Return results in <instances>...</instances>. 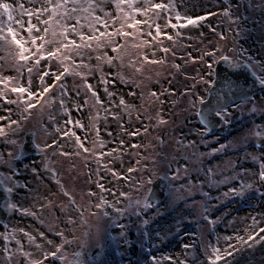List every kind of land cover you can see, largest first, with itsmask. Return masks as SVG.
Wrapping results in <instances>:
<instances>
[{
    "label": "rangeland",
    "instance_id": "374dc122",
    "mask_svg": "<svg viewBox=\"0 0 264 264\" xmlns=\"http://www.w3.org/2000/svg\"><path fill=\"white\" fill-rule=\"evenodd\" d=\"M240 4L234 12L243 17L239 36L237 26L229 24L227 18L209 15L220 13L226 7L223 0H184L179 6L182 14L194 18L207 15V19L197 27L182 29L175 45L162 36L156 41L139 36L135 40L128 38L127 42L121 40L124 46L119 53L111 47L88 50L84 56L88 67L77 69L81 75L62 77L67 91L62 97L63 105L59 91H53L51 105L45 103L48 97L45 94L34 108L25 112L24 103L18 99L20 94L11 89L28 87L31 80V90L39 92L42 85L37 72L59 73L63 67L55 60L50 65L42 60L41 66L29 74L26 67L17 71V60L7 52H0L4 57L0 60V77L13 78L0 80L3 94L0 95V117L4 118L0 119V128L4 130L0 135V153L6 160L10 159L9 153L20 157L13 162L16 169L13 179L28 185L7 193L5 200L36 213L35 216L21 215L8 210L3 202L8 216L0 222V232L14 235L15 239H0V264H36L37 261L43 264H153V257L159 264H180L181 261L209 264L208 257L215 259L213 247L221 252L226 248L233 252L217 264H264V241H249L253 245L249 247L235 239L237 236L247 239V232L264 228V197L254 191L242 197L223 195L230 188L254 182L259 162L246 157H264L261 146L264 138L255 135L261 130L257 126H264V86L250 97L224 107L230 123L220 122L207 135H202L206 126L196 114L200 104L192 108L193 97L185 94L200 76H205L204 61L217 60L221 54L235 57L241 49L245 56L240 59L247 63L245 57L251 58L256 65L251 68L253 74L264 75V69L259 67L264 64V11L261 10L264 4L261 0H240ZM105 7L116 15L111 4ZM229 28L233 31L229 32ZM166 31L173 32L171 28ZM217 33H224L225 38L220 39ZM143 40L149 43L142 44ZM161 47H169V53L165 54ZM217 49L214 56L206 55ZM105 53L107 57L119 58L109 62L104 58ZM152 60L163 62L151 63ZM76 63H80L79 58ZM44 79L47 84L53 83L51 76ZM214 79L215 75L208 85L197 83L196 91L204 101ZM258 85L261 86L259 82ZM8 100H17V103H8ZM253 107L257 109L255 113L251 111ZM137 130L138 135H131ZM29 132L34 133L37 151L21 157L24 138ZM73 132L75 136L71 135ZM77 137L88 152L80 147ZM221 144L228 147L213 154L212 150ZM33 168L38 174L32 172ZM129 168L135 170L129 172ZM209 168L213 169L211 175L207 174ZM0 172L10 174L4 165H0ZM226 177L232 179L212 186ZM157 178L166 180L167 189L161 199L150 200L156 207L130 208V203L143 201L150 195ZM149 179L152 183H148ZM121 192L127 197L120 196ZM205 192L209 195L205 196ZM101 197L108 203L97 208ZM138 210L139 216L135 214ZM253 218L257 221L255 227H252ZM143 219L150 221L147 226L142 224ZM118 225L126 226L124 236ZM20 229L35 237V241L29 242ZM260 236L264 233L256 239ZM16 239L21 241L22 249ZM37 244L41 247L37 248ZM185 244L195 247L185 249ZM4 245L8 251H2ZM60 245L58 255L64 259H44L45 253L55 252ZM229 245L235 247L229 248Z\"/></svg>",
    "mask_w": 264,
    "mask_h": 264
},
{
    "label": "snow or ice",
    "instance_id": "6c2138e0",
    "mask_svg": "<svg viewBox=\"0 0 264 264\" xmlns=\"http://www.w3.org/2000/svg\"><path fill=\"white\" fill-rule=\"evenodd\" d=\"M184 0H0V52H7L14 59L17 60L19 68H27L29 74L33 73L34 69H37L41 66V61H47L48 64H51L52 60L57 61L62 67L63 71L56 73L51 71L37 72L39 77L40 84L42 88L39 92H34L31 90V80H29L28 87L18 86L13 87L11 91L13 93H19V101L24 103V111L28 112L30 109L36 106V103L39 102L41 97H44L45 94H48L47 99L45 100L46 104L51 105L54 102V98L51 93L53 91H59L60 93V103L63 105L64 101L62 97L67 94L66 84L62 80V77L67 75H81L78 68H87L88 66L84 63V56L87 54L88 50H96V48L101 47H111L113 52H118L123 48L121 40L127 42L128 38L133 40L137 39L139 36L151 37L152 41H156L158 37H164L169 41H173L175 45L176 42L181 38V30L187 28L188 26L197 27L199 22L207 19V15L192 17L186 14H182L179 11V6L182 5ZM226 7L220 13H209V15H222L228 19L229 24L236 25V34L239 36L242 32L240 27L243 17L240 15H235V10H238L241 6L240 0H236V3H233L232 0H223ZM261 3L264 4V0H261ZM31 5V7H27ZM111 4L115 10L116 15H113L112 11H109L105 5ZM255 7V5H253ZM264 11V8L261 9ZM99 13V14H98ZM27 17V19H25ZM140 17V18H138ZM35 21V22H33ZM158 21H163L159 23ZM211 27V26H210ZM171 28L173 32L170 34L166 29ZM86 29V31H85ZM103 29V30H101ZM111 29V30H109ZM229 32L233 31L232 28L228 29ZM220 39H224V33H217ZM77 38L79 42H77ZM119 38V40L117 39ZM148 40H143L142 44H148ZM162 43V41H161ZM53 45V47H49ZM95 46V47H94ZM135 47H140V45H133ZM165 54L169 53V47H161L160 49ZM216 51H211L206 53L208 56H214ZM234 51L229 49V52ZM174 56L175 52L172 53ZM190 55V54H189ZM245 56L244 51L237 50L236 56L232 57L227 54H221L219 59L212 61H204L206 65L205 76H200L196 83L192 84L189 89L186 90L185 94L191 95L193 99L190 101L192 108H196L197 104H204L205 101L203 98L199 97L196 87L197 83H203L208 85L211 77L216 76L217 80L212 81V83H218L220 73L216 71V65L221 62L229 63L233 68H255L256 65L252 63L251 58L245 57L247 63H244L240 57ZM4 57L0 56V60ZM79 58L80 63H76V59ZM105 59L109 62L113 59L119 57H107L105 53ZM99 59V57H98ZM144 60H147V56L143 57ZM204 60L203 56L200 58ZM23 61L24 63H20ZM68 62L65 64V62ZM29 62L31 66H28ZM151 63H162L163 61L152 60ZM134 63V62H133ZM176 67H179L177 65ZM259 67L264 69V64H260ZM71 69V70H70ZM139 71V69H137ZM51 76L53 78L52 84H47L45 82V77ZM207 77V78H206ZM13 79L12 77H0V80L7 81ZM227 86L229 88L236 87L240 88V85L233 83L228 77L224 78ZM257 81L261 86H264V75L256 76ZM91 90V85L87 86ZM79 93L77 92V95ZM0 95H3L0 93ZM111 95V94H110ZM153 96L156 93H152ZM93 96L95 93L93 92ZM8 103H17V100H8ZM124 101L121 100V104ZM253 113L257 111L255 107L251 109ZM30 114V113H29ZM197 116H202L201 112L196 113ZM228 112L226 109H214L213 116L221 118L217 123L222 122L223 124H228L230 121L227 119ZM27 117H24L26 119ZM51 118V117H50ZM139 118V117H138ZM0 119H4L0 117ZM69 123L71 121H68ZM12 123H17L13 121ZM77 125H80L79 121L75 122ZM161 123L165 121L161 120ZM201 123L206 126V131L202 135H207L208 132L212 131L208 117H204L201 120ZM260 131H256L255 135L257 137L264 138V126H257ZM59 131V129H57ZM146 131V129H145ZM4 133L3 128H0V135ZM68 135V133H64ZM139 131L131 133V135H138ZM75 136V133H71ZM77 142L80 144V147L83 148L85 152H88L89 149L83 147V142L80 141V138L77 137ZM13 143H15L13 141ZM55 143V142H54ZM123 144V141H121ZM264 147V145H261ZM51 147V145H48ZM132 147H138L137 145H132ZM227 145L221 144L219 147L212 150V153L222 152ZM67 155V153H62ZM10 159H5L4 155L0 153V165H4L10 170V174L0 172V186L4 188V191L8 194H12L16 188H27L28 185H21L17 180H14L13 177L16 175V169L14 167V161L18 160L20 157L14 156L12 153L8 154ZM246 158H251L254 161L259 162V170L254 174L255 180L253 183H245L240 186V188H230L227 192H224V197H229L232 195L235 196H244L248 191H254L257 195L264 197V157L262 156H250ZM135 169L129 168L128 171H134ZM34 174H38L35 168L32 169ZM187 172V169H185ZM247 172V170H245ZM207 174H213V169L209 168ZM113 175L118 176V173H113ZM175 179L176 177H172ZM232 177H226L224 181H215L212 186L215 187L219 183H224ZM142 183V182H141ZM148 183H152L151 179L148 180ZM9 184L11 186H9ZM102 190L103 185H98ZM90 195H95V193H90ZM205 196H208L209 193L205 192ZM120 196L127 197L126 193L121 192ZM108 202L101 197V204H97V208H101L103 205ZM5 207L13 212H19L21 215H33L36 213L31 211L28 208H23L17 203H13L9 200L4 201ZM136 206L138 209L142 208L147 210L149 208H155L156 205L153 204L148 197H145L143 201L136 200L129 204V207ZM117 212H123V209H116ZM207 211V208H205ZM136 215H140L138 210ZM93 215H96L93 213ZM103 215L108 216L107 212H104ZM208 219V217H205ZM148 219H143L142 224L147 226L149 224ZM210 223H215L210 221ZM257 221L253 218L252 227H255ZM121 229V235L124 236L125 233L123 229L125 225H118ZM6 227V226H5ZM23 232L25 236L28 237L29 242H34L35 237L30 235L27 232H24L23 229L19 230ZM260 233H264V228H259L255 233L249 231L247 232V239L241 236L235 237V239L241 244H247L249 247H252V244H249V241L254 243H260L264 241V236H260L259 240L256 239ZM57 235H62V233H57ZM145 237H149L148 232H144ZM159 237V233L156 234ZM41 237H44L43 233H40ZM15 239V236L10 234H5L0 232V239L9 240ZM46 239V237H45ZM225 239H232V237H225ZM125 243L127 239L125 237ZM48 244H52L51 240L47 241ZM65 243H70V241H65ZM16 244L20 245L21 241L16 239ZM37 248H40L41 245L37 244ZM62 245L56 247L55 252H49L44 254V259H64V257L58 255ZM185 249L194 248L195 245H183ZM235 246L229 245V248H234ZM237 251L239 249H236ZM2 251H8L7 245H4ZM212 253L215 257H208L209 264H217L218 261L224 259L228 256H232L233 252L229 251L228 248L224 249L223 252L219 248H212ZM25 256L31 255L30 253H24ZM6 259H10L6 257ZM153 259V264H159L155 257ZM168 259V258H166ZM36 264H43V261H37ZM175 264V262H173ZM180 264H185L184 261H181Z\"/></svg>",
    "mask_w": 264,
    "mask_h": 264
},
{
    "label": "water",
    "instance_id": "95a60500",
    "mask_svg": "<svg viewBox=\"0 0 264 264\" xmlns=\"http://www.w3.org/2000/svg\"><path fill=\"white\" fill-rule=\"evenodd\" d=\"M216 71L220 73L219 82L213 83L212 87L208 91V99L205 100L204 104H200L199 108V112L203 114L202 116H199L200 120H202L204 117H208L210 125L212 127V131H214V128H216L217 126H220V123H217V121L221 120V118L219 117L214 118V109H224V107L228 105H231L233 103L235 104L236 101L240 100L241 98L243 99L246 97H250L256 92V90L262 87L258 85L256 75L253 74L251 68L242 66L241 68L237 69L233 68L229 63L221 62L220 64L216 65ZM225 77H228V79L231 80L234 84L238 82L240 88H229L224 79ZM251 78H253L255 81H252ZM216 80L217 77L215 76L214 81ZM231 93H235L236 96L231 97ZM263 143H261V145ZM36 151L37 144L34 140V133L29 132L25 135L20 156L25 157L27 155L34 154ZM166 184L167 182L164 178H157L153 182L152 190L148 198L150 200L161 199L162 196H164L166 193ZM6 197L7 193L4 191V188L0 186V222H4L8 216V211L3 206V202Z\"/></svg>",
    "mask_w": 264,
    "mask_h": 264
},
{
    "label": "flooded vegetation",
    "instance_id": "af4514ba",
    "mask_svg": "<svg viewBox=\"0 0 264 264\" xmlns=\"http://www.w3.org/2000/svg\"><path fill=\"white\" fill-rule=\"evenodd\" d=\"M240 110V109H239ZM241 112V111H240ZM240 114V113H239Z\"/></svg>",
    "mask_w": 264,
    "mask_h": 264
}]
</instances>
